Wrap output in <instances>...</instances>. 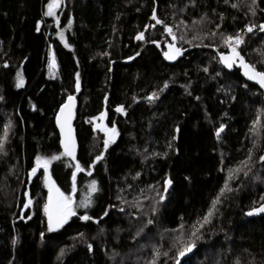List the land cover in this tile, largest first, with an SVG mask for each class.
<instances>
[{"label":"trees","instance_id":"16d2710c","mask_svg":"<svg viewBox=\"0 0 264 264\" xmlns=\"http://www.w3.org/2000/svg\"><path fill=\"white\" fill-rule=\"evenodd\" d=\"M50 3L0 0V264H264V216L247 215L264 203L263 92L216 51L264 72V0ZM71 94L76 159L56 124ZM38 157L75 212L54 231Z\"/></svg>","mask_w":264,"mask_h":264},{"label":"snow or ice","instance_id":"6c2138e0","mask_svg":"<svg viewBox=\"0 0 264 264\" xmlns=\"http://www.w3.org/2000/svg\"><path fill=\"white\" fill-rule=\"evenodd\" d=\"M57 6V0H52V3H50L48 5V13L47 15H52L53 14V8ZM235 6V5H233ZM157 23H162V21H157ZM260 27L262 29H264V25H260ZM169 32H171V29H168ZM248 31L251 32L252 28L249 27ZM138 39H142L143 38V33H141V35L139 37H137ZM233 40V37L229 36L226 40L227 42H230ZM236 44H240L243 43V41L239 38L236 37L235 38ZM170 48H172V46H169ZM233 51V55L239 57V53L236 51L235 48L232 49ZM175 54H179V50L176 49L174 50V53L172 55H170L169 53H165V55L169 58V59H173ZM225 63H227L228 67H231V57H224ZM241 60V64L243 65V67L245 68V75H247L249 77V79L251 80H255L258 81L260 83L261 86H264V72L261 71H257L252 65L246 64L243 62V58L240 57ZM55 67V61L53 59V63L50 65V68H54ZM23 85V80H20V84L18 86H22ZM73 99V97H69V101H71ZM66 108H70V105H65ZM122 109H117V111H121ZM222 130V129H221ZM111 135L114 137L116 134L115 129H111L110 130ZM217 135H219V133H217ZM107 144V142H106ZM64 147H65V152L64 154L68 155V156H74V140L71 134V129L69 128L68 131L65 134V143H64ZM55 159H59L58 156H53L51 158V160H55ZM99 159V157L97 158ZM262 159H264V157H262ZM50 159L47 158H37V167L33 168V174H35V172L37 171V168L39 167H43L45 169H47L51 163ZM76 169L77 171H82L83 169L80 168L79 164L76 165ZM91 173H89L90 175ZM50 184L54 185V182L51 181V177H48ZM73 179H75V176H73ZM168 183L170 184L171 181H168ZM92 191H96V183L95 181L92 182ZM225 187L227 188V185H225ZM57 195H58V199L56 201V203L53 205L52 203V197H49V204L45 205V211L48 213V221H49V231H54L56 230V228L58 227H62L64 223L67 222V219L72 216L75 215V212L72 211L70 205L72 203L71 197H65L63 195V193L59 192V189H55ZM31 203V201H29V204ZM215 201L213 202V207H215ZM85 207H87V205H84ZM25 207H27V205H25ZM258 213H264V205H261L258 208H253L252 211H250L248 213V215H254V214H258ZM212 215V212L209 211L208 216H206L204 218V222L207 223L208 222V217H210ZM82 219H89V217L84 216L82 217ZM203 225H201L202 227ZM195 233H193L194 235ZM195 247V244L193 242L192 245H190L187 248V252H191L192 248ZM185 255V251H181L180 252V256H184ZM176 264H180L179 260H177Z\"/></svg>","mask_w":264,"mask_h":264},{"label":"water","instance_id":"95a60500","mask_svg":"<svg viewBox=\"0 0 264 264\" xmlns=\"http://www.w3.org/2000/svg\"><path fill=\"white\" fill-rule=\"evenodd\" d=\"M59 3H60V1L58 0L57 1V6H59ZM262 25H264V23H262ZM262 31H264V29H262ZM170 45L172 46V48L169 47ZM166 47L167 48H166V50L164 52L165 60L167 62H169V63L176 62L178 60V54H175L173 59H169L165 55V53H169L170 55H172L174 53V50H175L174 49V45L172 43H169ZM237 52L239 53V57L234 56L233 52H219L218 55H219L220 61L226 67H228V65H227V63H225L224 57H231V64H232L231 67L236 66L240 70L242 76L248 82L256 84L262 90L263 97H264V86H261L258 81L251 80V79H249V77L247 75H245V68L241 64L240 57L243 58V62L244 63L249 64V65H252V64L249 63L246 60V58L243 56V54L240 51H237ZM257 71H259V70H257ZM69 97H73V99L71 101H69ZM65 105H70V108H66ZM78 110H79V99H78L76 94H71V95H69L66 98L65 102L60 106V108H59V110L57 112V115H56V124H57V127H58L59 132H60V137H61L60 138V144H61V148H62L63 152H65V147H64L65 134H66V132L68 131L69 128L71 129V134H72V137H73V140H74L75 147H74V156H69V157L74 158V159L77 158L78 151H79V141H78L77 132H76V129H75V120H76V117H77V114H78ZM45 172H46L47 180H48V183H49V197L50 196L52 197V203L54 205L56 203L57 199H58V195H57L55 189H59L60 193H62V191L58 187L55 179L53 178L49 167L47 169H45ZM49 176L51 177V181L54 182V185L50 184L49 179H48ZM48 204H49V199H48L47 205ZM261 205H264V203L261 204ZM260 206H258V207H260ZM258 207H256V208H258ZM252 210L253 209H251L250 211H252ZM248 213H247V215H248ZM248 216L250 218L259 217V216H264V213H258V214H254V215H248ZM47 217H48V213H47ZM63 225H65V223ZM58 228H61V227H58ZM58 228H56V229H58Z\"/></svg>","mask_w":264,"mask_h":264},{"label":"rangeland","instance_id":"374dc122","mask_svg":"<svg viewBox=\"0 0 264 264\" xmlns=\"http://www.w3.org/2000/svg\"><path fill=\"white\" fill-rule=\"evenodd\" d=\"M59 6H60V4H59ZM56 10H57V6L56 7H54L53 8V13L55 14V12H56ZM50 47H51V45H50ZM50 49L51 48H49V51H48V59H49V52H50ZM225 52V51H224ZM50 63V62H49ZM50 64H52V63H50ZM24 82V81H23ZM92 183H90V185L88 186V188H87V191H90V193H92L93 191H92ZM92 202H93V200H91Z\"/></svg>","mask_w":264,"mask_h":264},{"label":"bare ground","instance_id":"6f19581e","mask_svg":"<svg viewBox=\"0 0 264 264\" xmlns=\"http://www.w3.org/2000/svg\"><path fill=\"white\" fill-rule=\"evenodd\" d=\"M176 46V45H175ZM218 53L220 52V51H218V50H216ZM236 51H238V50H236ZM222 52H224V51H222ZM229 52H233V51H229ZM219 56V55H218ZM244 56V55H243ZM222 63V62H221ZM234 67V66H233ZM229 68H232V67H229Z\"/></svg>","mask_w":264,"mask_h":264},{"label":"built area","instance_id":"2783aa9c","mask_svg":"<svg viewBox=\"0 0 264 264\" xmlns=\"http://www.w3.org/2000/svg\"><path fill=\"white\" fill-rule=\"evenodd\" d=\"M51 56H52V59H54L53 50H52V55Z\"/></svg>","mask_w":264,"mask_h":264},{"label":"flooded vegetation","instance_id":"af4514ba","mask_svg":"<svg viewBox=\"0 0 264 264\" xmlns=\"http://www.w3.org/2000/svg\"><path fill=\"white\" fill-rule=\"evenodd\" d=\"M170 42H168L167 44H166V46L169 44ZM167 48V47H166Z\"/></svg>","mask_w":264,"mask_h":264}]
</instances>
